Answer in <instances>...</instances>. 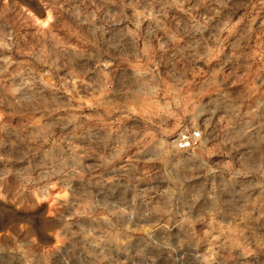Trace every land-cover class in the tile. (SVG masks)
I'll list each match as a JSON object with an SVG mask.
<instances>
[{
  "label": "rangeland",
  "instance_id": "obj_1",
  "mask_svg": "<svg viewBox=\"0 0 264 264\" xmlns=\"http://www.w3.org/2000/svg\"><path fill=\"white\" fill-rule=\"evenodd\" d=\"M0 264H264V0H0Z\"/></svg>",
  "mask_w": 264,
  "mask_h": 264
},
{
  "label": "built area",
  "instance_id": "obj_2",
  "mask_svg": "<svg viewBox=\"0 0 264 264\" xmlns=\"http://www.w3.org/2000/svg\"><path fill=\"white\" fill-rule=\"evenodd\" d=\"M200 132L198 130H190L179 134L176 139V147L178 149H191L198 145Z\"/></svg>",
  "mask_w": 264,
  "mask_h": 264
},
{
  "label": "bare ground",
  "instance_id": "obj_3",
  "mask_svg": "<svg viewBox=\"0 0 264 264\" xmlns=\"http://www.w3.org/2000/svg\"><path fill=\"white\" fill-rule=\"evenodd\" d=\"M47 19V18H46ZM44 24V23H43Z\"/></svg>",
  "mask_w": 264,
  "mask_h": 264
}]
</instances>
